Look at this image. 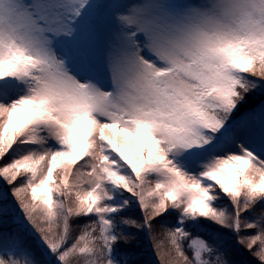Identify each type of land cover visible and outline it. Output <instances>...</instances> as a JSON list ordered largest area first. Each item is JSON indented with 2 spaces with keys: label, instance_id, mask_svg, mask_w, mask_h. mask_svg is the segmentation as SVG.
<instances>
[{
  "label": "snow or ice",
  "instance_id": "6c2138e0",
  "mask_svg": "<svg viewBox=\"0 0 264 264\" xmlns=\"http://www.w3.org/2000/svg\"><path fill=\"white\" fill-rule=\"evenodd\" d=\"M0 264H264V0H0Z\"/></svg>",
  "mask_w": 264,
  "mask_h": 264
},
{
  "label": "trees",
  "instance_id": "16d2710c",
  "mask_svg": "<svg viewBox=\"0 0 264 264\" xmlns=\"http://www.w3.org/2000/svg\"><path fill=\"white\" fill-rule=\"evenodd\" d=\"M246 255H248L249 259H252L251 255L246 252Z\"/></svg>",
  "mask_w": 264,
  "mask_h": 264
}]
</instances>
